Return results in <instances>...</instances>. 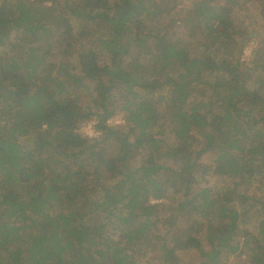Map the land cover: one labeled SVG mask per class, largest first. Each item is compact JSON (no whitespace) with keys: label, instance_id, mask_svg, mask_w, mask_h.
I'll return each instance as SVG.
<instances>
[{"label":"trees","instance_id":"16d2710c","mask_svg":"<svg viewBox=\"0 0 264 264\" xmlns=\"http://www.w3.org/2000/svg\"><path fill=\"white\" fill-rule=\"evenodd\" d=\"M178 3L0 0V264H264V35Z\"/></svg>","mask_w":264,"mask_h":264},{"label":"rangeland","instance_id":"374dc122","mask_svg":"<svg viewBox=\"0 0 264 264\" xmlns=\"http://www.w3.org/2000/svg\"><path fill=\"white\" fill-rule=\"evenodd\" d=\"M176 2H179L177 4V8L179 9V6L186 5L187 3H190L191 0H175ZM236 2H246L241 7V10L239 12H235L232 8H229V16L231 19L235 20L237 24L241 25V27H244V25L251 26L250 28L254 31L257 32L258 34L264 35V0H236ZM175 3V2H174ZM174 5V4H173ZM240 6V5H239ZM155 20H152V22ZM245 23V24H242ZM71 25V22H70ZM70 25L66 27V30H64V35L67 34V31L70 30ZM243 25V26H242ZM264 45V37L262 39H259L256 36L254 40L251 42H248V45L243 51V58L248 59L249 57L253 56V52L258 50L260 47L262 48ZM62 45L58 48V50L61 48ZM169 55L177 56L179 57L181 53V49L175 46H171L169 51ZM148 55L142 54L140 60L143 61L144 63L147 61ZM70 70L73 72H76L78 70L77 68V57H70ZM22 72V71H21ZM56 74V72H55ZM57 75V74H56ZM36 85H33V83L30 85L31 89V94L35 91ZM80 98H81V103L82 104H88L90 102L89 96L86 93V89L79 91L78 92ZM124 122V113L120 112L112 116L107 120V124L111 126H116V125H121ZM95 123H96V118L92 117L90 120L84 122L81 126V133L83 136L88 137V138H95V137H100L101 133L99 131H96L95 129ZM174 156L172 155L169 158H173ZM180 157V156H179ZM169 158H166L168 160ZM241 248L238 249V251L235 254L230 255L227 258H224L220 261L219 264H247L245 263L244 256L241 255ZM189 259L187 257L183 260L188 262ZM136 261H140L139 259H136ZM154 264H157L155 261H152ZM141 263L143 264L144 261L141 260Z\"/></svg>","mask_w":264,"mask_h":264}]
</instances>
